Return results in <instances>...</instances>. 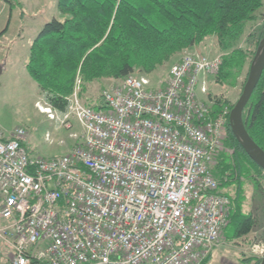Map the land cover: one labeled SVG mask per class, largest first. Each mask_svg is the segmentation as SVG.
I'll use <instances>...</instances> for the list:
<instances>
[{
    "label": "built area",
    "instance_id": "obj_1",
    "mask_svg": "<svg viewBox=\"0 0 264 264\" xmlns=\"http://www.w3.org/2000/svg\"><path fill=\"white\" fill-rule=\"evenodd\" d=\"M182 56L164 88L128 76L103 90L105 109L81 100L77 79L62 119L43 108L81 124L66 154L31 153L23 126L0 134V260L203 264L231 210L214 175L230 112L214 117L208 99L221 58ZM252 252L262 259L264 243Z\"/></svg>",
    "mask_w": 264,
    "mask_h": 264
},
{
    "label": "trees",
    "instance_id": "obj_2",
    "mask_svg": "<svg viewBox=\"0 0 264 264\" xmlns=\"http://www.w3.org/2000/svg\"><path fill=\"white\" fill-rule=\"evenodd\" d=\"M58 7L66 18L45 24L31 44L25 66L54 109L67 107L77 79L80 98L84 100L94 83L150 76L179 54L192 51L209 39L215 41L222 60L213 76L215 85L236 86L247 66L241 95L264 38L263 24L260 31L250 34L253 47L240 46L249 24L261 19L264 0H59ZM208 99L214 102V117L225 106L231 113L236 104L227 94L218 96L210 89ZM84 103L96 110L106 108L102 96L98 103ZM242 119L250 137L264 150V71ZM226 126V146L232 156L225 151L216 156L214 175L231 200L223 236L233 241L247 237L256 224L255 216L244 211V179L249 178L260 189L259 179L264 178V170L233 134L230 115ZM226 174L228 180L224 181ZM234 184L233 197L225 190ZM213 252L203 264H210ZM260 262L256 260L254 264Z\"/></svg>",
    "mask_w": 264,
    "mask_h": 264
},
{
    "label": "rangeland",
    "instance_id": "obj_3",
    "mask_svg": "<svg viewBox=\"0 0 264 264\" xmlns=\"http://www.w3.org/2000/svg\"><path fill=\"white\" fill-rule=\"evenodd\" d=\"M0 19V33L11 14V22L6 34L0 38V134L9 136L16 127L23 126L28 133V146L34 153L47 157L60 156L68 153L80 140L72 134L80 136L82 126L76 118L67 119L62 123V113L66 110L54 109L48 104L45 94L39 90L37 82L27 72L25 65L29 56L30 47L46 23L53 19L64 20L58 7L59 0H11ZM264 24V7L261 19L250 23L246 34L240 42V46L253 47L250 34L258 32ZM162 27V26H161ZM190 52H197L210 57H217L219 51L215 41L209 39L203 44L194 47ZM184 56V55H183ZM182 54L179 60L183 58ZM154 72L150 76L151 85L156 88L160 81L166 78L171 65ZM247 72V66L234 87L219 86L212 83L210 92L220 96L227 94L232 102H237L240 97L242 82ZM117 81L105 80L102 83H94L89 87L84 100L98 103L102 91L109 88ZM100 85L104 88L100 89ZM162 88V87H160ZM83 102L84 100L81 99ZM48 108L59 116L60 119L51 120L48 114L41 109ZM70 127H69V126ZM48 135V138H47ZM48 139V140H47ZM226 154L232 156L231 150L226 146ZM245 201L244 211L255 216L256 224L247 237L228 240L222 236L219 245L215 247L210 264H254L259 260L252 252L255 244L264 243V178H260V189H256L249 178L244 179ZM234 184L225 191L229 195H235ZM4 250V248H3ZM251 259V260H250ZM4 260V259H3Z\"/></svg>",
    "mask_w": 264,
    "mask_h": 264
},
{
    "label": "water",
    "instance_id": "obj_4",
    "mask_svg": "<svg viewBox=\"0 0 264 264\" xmlns=\"http://www.w3.org/2000/svg\"><path fill=\"white\" fill-rule=\"evenodd\" d=\"M264 71V38L258 46L257 53L250 65L248 79L243 91L230 113L232 132L248 156L264 170V150L248 134L242 119L244 108L253 95ZM2 68L0 69V75ZM260 264H264V257Z\"/></svg>",
    "mask_w": 264,
    "mask_h": 264
},
{
    "label": "crops",
    "instance_id": "obj_5",
    "mask_svg": "<svg viewBox=\"0 0 264 264\" xmlns=\"http://www.w3.org/2000/svg\"><path fill=\"white\" fill-rule=\"evenodd\" d=\"M7 7H8V3L5 1V0H0V19L2 18V15H3V13L5 12V10L7 9ZM11 17H12V15L10 14L9 15V18H8V21H7V23H6V21H4L5 22V26H3L2 28L3 29H1V33H0V38L4 35V34H6L7 33V31H8V28H9V25H10V20H11ZM180 57H181V54H179L177 57H175L174 59H173V61L171 62V63H168L166 66H168V65H170V64H172V63H174L176 60H179L180 59ZM28 59V58H27ZM27 62V61H26ZM26 66V65H25ZM165 66V67H166ZM165 67H162V68H160L159 70H161V69H163V68H165ZM26 68V67H25ZM156 72H158V71H156ZM168 77H169V73H167V75H166V78L163 80V81H160L159 83V85H156V88H160V87H162V88H164L165 86H166V84H167V81H168ZM149 80H151L150 78H148ZM150 83H151V81H150ZM152 85H154L153 83H152ZM151 85V86H152ZM153 87V86H152ZM155 87V86H154ZM8 137V136H7ZM29 145V144H28ZM30 152L31 153H34V152H32L31 150H30ZM39 154V153H38ZM4 259V260H3ZM0 264H8V261H7V258H5V257H3L2 258V260H0Z\"/></svg>",
    "mask_w": 264,
    "mask_h": 264
},
{
    "label": "bare ground",
    "instance_id": "obj_6",
    "mask_svg": "<svg viewBox=\"0 0 264 264\" xmlns=\"http://www.w3.org/2000/svg\"><path fill=\"white\" fill-rule=\"evenodd\" d=\"M41 110H43L42 112H48V113L50 112V111L47 110V109H46V110H45V109H41Z\"/></svg>",
    "mask_w": 264,
    "mask_h": 264
},
{
    "label": "flooded vegetation",
    "instance_id": "obj_7",
    "mask_svg": "<svg viewBox=\"0 0 264 264\" xmlns=\"http://www.w3.org/2000/svg\"><path fill=\"white\" fill-rule=\"evenodd\" d=\"M227 128V126H225V129Z\"/></svg>",
    "mask_w": 264,
    "mask_h": 264
}]
</instances>
